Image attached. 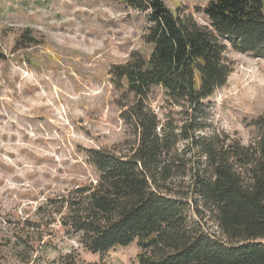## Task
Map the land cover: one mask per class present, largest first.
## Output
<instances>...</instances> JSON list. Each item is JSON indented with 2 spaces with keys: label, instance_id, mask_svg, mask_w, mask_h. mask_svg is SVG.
<instances>
[{
  "label": "trees",
  "instance_id": "16d2710c",
  "mask_svg": "<svg viewBox=\"0 0 264 264\" xmlns=\"http://www.w3.org/2000/svg\"><path fill=\"white\" fill-rule=\"evenodd\" d=\"M122 2L145 16L152 47L111 70L132 95L121 118L134 140L126 153L86 150L96 180L45 198L5 230L0 221V264H41L56 224L94 255L137 243L138 264H264V113L244 145L210 130L205 104L231 76L229 49L264 58V0H210L206 25L163 0ZM60 263L107 264L75 254Z\"/></svg>",
  "mask_w": 264,
  "mask_h": 264
},
{
  "label": "rangeland",
  "instance_id": "374dc122",
  "mask_svg": "<svg viewBox=\"0 0 264 264\" xmlns=\"http://www.w3.org/2000/svg\"><path fill=\"white\" fill-rule=\"evenodd\" d=\"M163 2L207 24L200 10L210 0ZM146 25L145 16L122 0H0L2 230L5 221L32 215L45 198L96 180L86 150L130 148L134 138L121 115L132 95L114 82L111 70L135 52L151 53ZM27 30L33 44L22 40ZM226 58L233 71L206 101V120L210 130L232 134L245 145L257 137L252 121L264 113V58L233 49ZM153 92L151 105L159 111L166 107L165 96L159 88ZM53 229L52 249L44 251L41 264H61L69 254L82 262L138 264L137 243L94 255L60 224Z\"/></svg>",
  "mask_w": 264,
  "mask_h": 264
}]
</instances>
